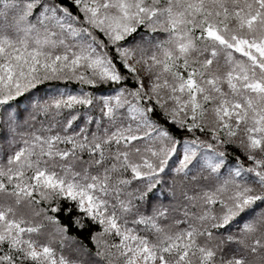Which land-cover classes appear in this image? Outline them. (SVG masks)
Here are the masks:
<instances>
[{
	"label": "snow or ice",
	"instance_id": "6c2138e0",
	"mask_svg": "<svg viewBox=\"0 0 264 264\" xmlns=\"http://www.w3.org/2000/svg\"><path fill=\"white\" fill-rule=\"evenodd\" d=\"M0 264H264V0H0Z\"/></svg>",
	"mask_w": 264,
	"mask_h": 264
}]
</instances>
